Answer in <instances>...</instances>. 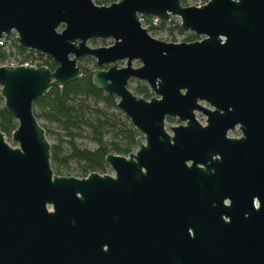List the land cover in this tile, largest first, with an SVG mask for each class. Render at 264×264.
Listing matches in <instances>:
<instances>
[{
    "label": "water",
    "instance_id": "obj_1",
    "mask_svg": "<svg viewBox=\"0 0 264 264\" xmlns=\"http://www.w3.org/2000/svg\"><path fill=\"white\" fill-rule=\"evenodd\" d=\"M139 16L176 17L200 39H156ZM0 39L55 63L0 64L16 122L15 146L0 132V264H264V0H0ZM86 56L140 137L103 156L112 175H57L32 103L78 78ZM166 118L179 121L171 134Z\"/></svg>",
    "mask_w": 264,
    "mask_h": 264
},
{
    "label": "trees",
    "instance_id": "obj_2",
    "mask_svg": "<svg viewBox=\"0 0 264 264\" xmlns=\"http://www.w3.org/2000/svg\"><path fill=\"white\" fill-rule=\"evenodd\" d=\"M119 0H92L101 6ZM185 6L183 0H179ZM150 17H144L149 22ZM152 34L165 31L174 37L175 33L183 34L179 25L168 21L159 23ZM198 37L191 34L185 36V41H193ZM104 41V39H101ZM8 49L13 48L22 58L32 55V51L17 45L14 41L6 43ZM11 51H8L10 54ZM6 49L0 46V64L7 57ZM43 65L52 70L55 63L48 56L38 54ZM90 64L92 68H88ZM81 75L61 86H52L45 93L37 97L32 103V112L44 129L45 135L51 134L54 142L50 144L49 163L54 174H69L72 165L79 177L90 172L104 174L107 164L103 159L107 153L127 156L136 147L132 136L140 137V133L132 127L125 115L114 105L117 99L98 89L90 82V76L96 69L94 60L81 57L77 61ZM95 68V69H93ZM134 82V94L148 99L153 96L143 81ZM16 122L3 106L0 96V132L9 136L15 128ZM89 142L92 147L83 144ZM84 173V175H83ZM83 175V176H82Z\"/></svg>",
    "mask_w": 264,
    "mask_h": 264
},
{
    "label": "rangeland",
    "instance_id": "obj_3",
    "mask_svg": "<svg viewBox=\"0 0 264 264\" xmlns=\"http://www.w3.org/2000/svg\"><path fill=\"white\" fill-rule=\"evenodd\" d=\"M192 2H193V0H183V3L185 4V6H192ZM106 5H109V4H104V5H101V6H106ZM170 21H171V23H174V24H177V23L179 22V21H178V18H176V17H172V18H170ZM187 35H189V33H184V32H183L182 35H181V34L179 35V34L175 33L173 36H174V39H175L176 42H180V41H185L184 38H185V36H187ZM152 37H154V38H156V39H160V40H162V39L160 38L159 35H157V36H152ZM198 38H200V37H198ZM111 42H112V39L107 38V39H104V41H101V39H91V40H88L86 43H87L89 46L96 47V46H107V45H109ZM77 61H78V60H77ZM138 64H139L138 61H132V66L135 67V66H137ZM117 65H118V66H123V65H124V61H119ZM87 67H88V68H92L90 64H88ZM93 69H95V68H93ZM127 86H128V88H129L132 92H134V90H133L134 82L129 81ZM202 104H203V103H202ZM204 105H206V104H204ZM195 118H196V120H197L199 123H201V124L204 123V119H205V117H204L203 115H201L200 113L195 112ZM38 122H39V123H42V124L44 123V122H43L42 120H40V119L38 120ZM178 123H179V121H177V120H175V119H172V118H166V119H165V127H166V131H167L169 134H171V132H170V130L168 129L167 126L177 125ZM239 135H240V131L237 129V127H235L234 130H232V131H228V132H227V136H229V137H238ZM4 138H5L6 142H7L10 146H15V145H16V143L13 142V141L11 140L10 135H9V136L4 135ZM46 138L48 139V142H49L50 144L54 142V138H53V136H52L51 134H47V135H46ZM82 143L85 144V145H87L88 147H92V144H90L89 142L82 141ZM135 149H136V147L133 149V151H134ZM104 174H109V175H112V174H113L112 170L108 167V165H107V169H106V171L104 172ZM63 175H65V176L79 177V176H77V174H76V169L74 168V165H72V168L70 169L69 174H63Z\"/></svg>",
    "mask_w": 264,
    "mask_h": 264
},
{
    "label": "built area",
    "instance_id": "obj_4",
    "mask_svg": "<svg viewBox=\"0 0 264 264\" xmlns=\"http://www.w3.org/2000/svg\"><path fill=\"white\" fill-rule=\"evenodd\" d=\"M208 2V0H193L192 2V6L193 7H200L202 5H205ZM138 21L140 23V26L146 30L147 34L149 36H157L159 35L160 38L164 41H168V42H176L174 37L172 38V36H169L167 34V32L165 31H161V32H157L155 34H152V31L154 28H157L159 25V21L156 18H150L149 22H145L144 21V17L143 16H139ZM167 23V22H166ZM177 25H179V22L177 23ZM200 38H197L196 40H198ZM10 41H3V39H0V46L4 47L6 49V52L8 54V51H11L10 54L7 55V57L5 58V60L1 63L2 65H30V66H44L43 65V60L38 56V53L35 51H32V55H30L27 58H22V56L18 53L15 52V50L13 48L8 49V47L6 46ZM26 51H30V50H26Z\"/></svg>",
    "mask_w": 264,
    "mask_h": 264
}]
</instances>
